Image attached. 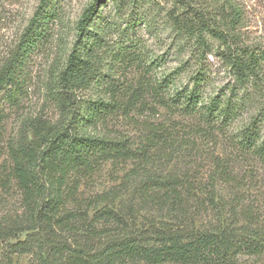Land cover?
Wrapping results in <instances>:
<instances>
[{
	"label": "trees",
	"instance_id": "1",
	"mask_svg": "<svg viewBox=\"0 0 264 264\" xmlns=\"http://www.w3.org/2000/svg\"><path fill=\"white\" fill-rule=\"evenodd\" d=\"M175 1L168 17L177 31L198 43H205L206 35L217 38L220 57L252 96L264 55L240 43L238 7L228 3L214 16L206 0ZM104 2L90 0L75 23L73 46L57 75L59 118H31L27 132L6 143L4 163L0 104V189L19 196L16 212L0 213V264H13L14 255H28L26 264H239L242 257L263 256L264 218L261 223L253 206L243 204L240 192L217 191L220 183L238 186L239 159L264 158L260 114L228 134L245 108L235 83L206 98L201 71L183 86H175L173 72L155 82L140 75L129 83L103 74L106 51L89 40V31ZM50 3L39 0L0 65V94L9 100L55 18ZM111 53L125 65L140 63L127 46ZM99 85L104 96L86 94ZM154 103L166 115L134 119L137 134L99 132L114 115L144 114ZM177 115L190 123L179 122ZM196 138L213 148L225 140L230 149L228 156L211 152L204 177L186 161ZM106 162L121 171L116 184L85 195L84 181Z\"/></svg>",
	"mask_w": 264,
	"mask_h": 264
},
{
	"label": "rangeland",
	"instance_id": "2",
	"mask_svg": "<svg viewBox=\"0 0 264 264\" xmlns=\"http://www.w3.org/2000/svg\"><path fill=\"white\" fill-rule=\"evenodd\" d=\"M90 0H51L50 7L55 18L49 22L48 33L44 40L30 53L23 70L20 72L16 95L12 100L0 94V104L4 110L1 129L3 154L1 162H7L6 143L16 140L22 132H27L31 118H41L51 122L59 118L56 100L57 75L64 66L73 46L76 31L75 23ZM39 0H0V65L17 42L28 20L34 13ZM206 7L214 16L228 3L236 5L240 12V21L236 25L240 43L254 47L264 55V0H206ZM177 8L175 0H105L96 16L90 31L89 40L100 44L105 49L103 74H108L123 83L134 82L140 75L155 82L173 72L177 74L176 85H187L190 76L196 71L205 74L204 96L216 94L227 83L240 87L239 95L244 98L245 108L231 124L228 134H236L253 117L260 114L261 137L264 138V59L261 64L258 88L247 95L246 87L239 85L230 66L220 57L222 48L217 38L206 35L205 43H198L194 36L182 34L174 27L168 12ZM211 14V15H212ZM205 44V46L203 45ZM136 53L140 63L125 65L113 60L112 51L120 46ZM108 79L105 77L103 83ZM102 83V84H103ZM86 94L104 96V86ZM253 85H251V89ZM107 97V96H105ZM154 115V120H162L166 111L158 104L152 105L144 114L131 112L128 117L116 114L106 125H100L101 134L135 135L138 133L134 119ZM149 115V116H151ZM131 116V117H130ZM152 118V117H151ZM179 122L189 124L190 119L175 116ZM187 122V123H186ZM30 136L29 133H27ZM194 137V136H192ZM191 137V138H192ZM195 139V138H192ZM195 149H187L186 161H191L200 176L208 170V157L214 154L228 156L230 149L227 142L220 140L215 148L211 143L198 138L190 144ZM235 157L233 156V159ZM234 168L239 179L238 186L220 183L219 194L228 196L234 189L240 192L243 204L253 206L264 218V158L262 161L239 159ZM121 174L110 162L88 180L81 189L85 195L102 192L116 184L115 179ZM234 187V188H233ZM0 213H14L19 208V196L15 191L9 194L0 189ZM24 237L23 234L20 235ZM28 255H14L13 264H26ZM239 264H264L261 257H242Z\"/></svg>",
	"mask_w": 264,
	"mask_h": 264
}]
</instances>
